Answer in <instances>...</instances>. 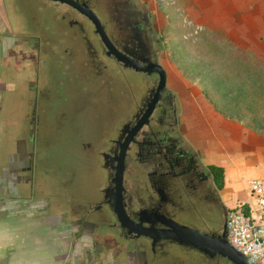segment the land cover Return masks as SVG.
Listing matches in <instances>:
<instances>
[{"label": "flooded vegetation", "instance_id": "flooded-vegetation-1", "mask_svg": "<svg viewBox=\"0 0 264 264\" xmlns=\"http://www.w3.org/2000/svg\"><path fill=\"white\" fill-rule=\"evenodd\" d=\"M74 2L101 14L94 0H0V196L22 199V227L45 230L67 264H233L135 229L144 206L212 232L223 215L217 184L181 130L168 77L160 88L157 72L126 64L118 54L129 56L123 48L137 49L138 40L122 38V20L112 30L100 17L112 51ZM147 6L128 0L125 25L141 29L155 61ZM49 30L60 31L62 50ZM47 138L53 162L42 157ZM182 165L191 182L179 177Z\"/></svg>", "mask_w": 264, "mask_h": 264}, {"label": "crops", "instance_id": "crops-1", "mask_svg": "<svg viewBox=\"0 0 264 264\" xmlns=\"http://www.w3.org/2000/svg\"><path fill=\"white\" fill-rule=\"evenodd\" d=\"M215 2L212 7L217 13L204 32L210 43H216L210 50L211 78L202 85L208 97L195 93L193 102L184 97L162 62L163 52L160 61L177 93L184 136L204 163L224 168L220 189L224 202L230 207L245 201L257 216L259 206L249 192V181L264 177V57L247 44L255 28L264 30V22L252 16L247 4L238 3L240 11L246 12L233 17L234 4ZM236 28L245 31L248 40L243 41ZM231 94L243 101H234ZM45 233L23 228L22 216H13L0 206V264H67Z\"/></svg>", "mask_w": 264, "mask_h": 264}, {"label": "rangeland", "instance_id": "rangeland-1", "mask_svg": "<svg viewBox=\"0 0 264 264\" xmlns=\"http://www.w3.org/2000/svg\"><path fill=\"white\" fill-rule=\"evenodd\" d=\"M144 1L151 9L153 26L161 39L163 52L162 62L168 70L170 79H174L180 88L181 94L184 97L186 96L192 102L195 99V93L199 96L204 95L205 97H208L209 91H207L202 85L205 84V79L211 78L210 68L212 57L210 50L214 46L216 47V43H210L209 37H204V32L206 27L209 26L212 17L217 13L215 11L216 7H212V2H214V0ZM223 1L225 3L227 2V0ZM228 2L236 6L235 9L237 10L234 9L235 11L232 13L233 17L236 16L235 14L241 16L245 11H240V4H245V6L247 4L249 7L248 9H251L252 16L256 20H263L264 22V0H228ZM25 19H27L26 14L23 15V22L32 26L34 29L38 28L37 24L31 25V22H28ZM188 21H191V23H188ZM48 23H50L49 20ZM194 25H200L201 28H197L198 31L196 32L194 31ZM255 29V35L252 34V40L247 45L256 53H261L264 57V30L262 29V26L259 32L257 31V28ZM71 30L73 33L74 31L78 32V27H73ZM236 30L240 33L239 28H236ZM49 33L51 34H49V36H52L54 39L53 41L56 43V47L54 48L57 51L62 50L67 42L57 36L60 34V31H56L57 35L53 34L50 30ZM240 34L244 37L243 41L248 40L249 36L245 34V31ZM77 44L79 43L77 42ZM230 96H232L233 100L238 103L243 101V99L235 98L232 94ZM42 141L43 144L41 145V148L44 152V154H42L41 151L42 157H48L46 160L53 162L55 158L53 157L52 152L54 151L55 143L52 142H55V140L47 138ZM49 178L50 180H53V177ZM262 262L263 261L261 260L260 264H264Z\"/></svg>", "mask_w": 264, "mask_h": 264}, {"label": "water", "instance_id": "water-1", "mask_svg": "<svg viewBox=\"0 0 264 264\" xmlns=\"http://www.w3.org/2000/svg\"><path fill=\"white\" fill-rule=\"evenodd\" d=\"M94 2L97 6V9L101 11L100 15L96 14L84 2H82V4H79L78 2H74V4L81 11L85 12L90 17V19L96 25V29L100 31L104 41L109 45L110 48H111L110 40L105 36L106 34L103 31L100 17L103 18V21L105 22L107 27H110L112 30L115 27V23H114L115 20L121 19L122 21L121 20L120 21L122 24V31L120 33L122 35V38H130L133 35L132 38L138 40V45H137L138 48L137 49L123 48V50L126 53H128L129 56H126V54L123 53L118 54V56L123 60H125L126 64L132 65L136 69L157 72L160 79L159 86L161 88L165 84L167 73L164 66L160 62V56L162 54V44L159 43L161 39L157 34V31L154 29V26L151 25L150 27L152 30V35H151L152 37L149 38L152 39L151 41L153 42L154 46L158 45V48L156 52V60L151 61L148 59L147 56H145V53L148 51V46L147 43L142 38L141 29L138 27H134L132 33L127 31L125 22L126 20L128 21L130 16H132V11L126 9V6L128 5V0H94ZM133 14L135 15V12H133ZM111 50L113 51L112 48ZM130 56H132L133 58H131ZM177 150L182 152V149L178 147ZM195 151L197 156L199 157V162H201L203 166H207L206 163H204L203 160L200 158L196 149ZM181 158L185 162L186 156L185 157L182 156ZM192 161H193V157L191 156L187 158L186 163L190 164ZM174 164L177 165L176 168H173L174 170L179 169V166L181 167V163H179V161H174ZM163 166L162 168H164ZM182 168H184L183 169L184 171L179 177L181 178V180L185 182H191L192 177L189 176V171L188 170L186 171L184 165H182ZM186 168L188 169V167ZM180 170L181 169H179V171ZM167 178L169 181L170 178L168 176H166L164 179ZM160 183L163 184V182L161 181ZM215 191L216 194L214 199L219 204L220 207L219 214H222L223 212V215L221 217L219 216L220 220L218 221L217 228H215L212 232H200L198 231L197 228H195L190 224L178 223L175 221H167L166 215L163 212L155 211L154 213V211L151 212L144 206H142L140 208V211H138V219L140 222L135 224L136 225L135 229L137 230L138 233L154 234L155 238L170 236L174 240L186 245L194 246L206 254H211V255L217 254L219 256L227 257L233 264H252L249 261L248 254L238 250L229 242L227 238L229 206H227L226 203L224 202L222 195L220 193V188L215 187ZM0 206L3 208V210L10 212V214H12L13 216H18V217L22 216V199H9V198L0 197ZM24 214L28 216L31 213L24 212ZM162 223L170 225L172 229L168 230V229H164L163 227H159V228L156 227ZM260 262L261 261L254 264H258Z\"/></svg>", "mask_w": 264, "mask_h": 264}, {"label": "built area", "instance_id": "built-area-1", "mask_svg": "<svg viewBox=\"0 0 264 264\" xmlns=\"http://www.w3.org/2000/svg\"><path fill=\"white\" fill-rule=\"evenodd\" d=\"M194 27L196 32L201 28ZM249 192L259 206L258 215H253L249 204L248 211L244 210L240 201L230 206L227 238L235 248L248 254L254 264L264 259V177L251 178Z\"/></svg>", "mask_w": 264, "mask_h": 264}, {"label": "trees", "instance_id": "trees-1", "mask_svg": "<svg viewBox=\"0 0 264 264\" xmlns=\"http://www.w3.org/2000/svg\"><path fill=\"white\" fill-rule=\"evenodd\" d=\"M207 165L211 169V171L213 172L217 187L221 189L223 184H224V168L220 165H216L213 163H209ZM240 202H241L244 210L248 211V208H249L248 203L245 201H240Z\"/></svg>", "mask_w": 264, "mask_h": 264}]
</instances>
